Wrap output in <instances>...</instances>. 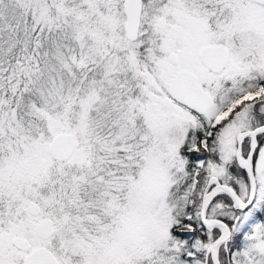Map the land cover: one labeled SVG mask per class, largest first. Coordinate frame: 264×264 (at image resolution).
I'll list each match as a JSON object with an SVG mask.
<instances>
[{"label":"rangeland","instance_id":"rangeland-1","mask_svg":"<svg viewBox=\"0 0 264 264\" xmlns=\"http://www.w3.org/2000/svg\"><path fill=\"white\" fill-rule=\"evenodd\" d=\"M39 7L40 1L35 0H0V26L11 30L15 11ZM45 16L32 27L48 37V46L41 49L43 41L38 42L35 52L40 64L32 67L36 70L24 71L29 78L35 76L32 83L41 98L37 114L42 127L31 123L20 134L4 121L6 115H0V264H22L26 253L12 247L15 238L26 240L32 250L55 247L57 264H182L179 245L169 233L173 213L186 199L179 186L186 166L180 149L202 122L211 124L217 150L208 164L201 198L210 193L212 187L206 188L210 178L224 186L234 183L238 197L242 201L248 197V180L235 162V142L240 132L264 124V7L252 0H142L138 36L129 43L124 35L123 0H82L77 4L50 0ZM161 18L166 26L158 30L156 23ZM142 26L148 50L138 42ZM4 41L2 46H7L8 39ZM218 44L229 49L230 58L226 68L212 76L200 64L198 53ZM100 54V70L94 69L89 80L80 83L79 70L86 62L92 64L93 56L97 62ZM170 54L177 57L176 66L169 64ZM22 68L20 64L17 69ZM179 71L197 78L199 87L211 97L213 109L195 116L176 104L169 110L160 106L170 80ZM252 86L256 87L248 89ZM96 91L102 95L97 94L96 106L88 103V110L94 107L92 114L96 115L100 109L102 122L117 126L127 144L105 147L86 142L85 129L77 125L70 109L76 105L75 115L81 114L82 106L88 104L79 107L80 100L94 99ZM230 122L236 123V131L221 139V131ZM61 133L72 136L73 147L67 160L57 162L48 155L47 147ZM260 137L263 146L254 164L253 203L241 214L229 215L231 221L247 223L256 212L261 213L264 133ZM252 146L256 148V141L247 139L241 147L242 164ZM52 170L63 179L72 178L70 185L84 191L70 193L74 196L70 206L77 215L75 227L74 221L72 227L65 226L67 218L57 200L42 198L41 183ZM29 203L39 208L35 218L26 211ZM214 209L228 216L222 202ZM45 220L52 222L54 234L42 241L34 228ZM217 229L214 241L221 232ZM68 232L73 236L71 249L60 240ZM229 240L215 250L220 264H264V221L255 228L246 252L230 254ZM207 250L204 264H212Z\"/></svg>","mask_w":264,"mask_h":264},{"label":"trees","instance_id":"trees-1","mask_svg":"<svg viewBox=\"0 0 264 264\" xmlns=\"http://www.w3.org/2000/svg\"><path fill=\"white\" fill-rule=\"evenodd\" d=\"M35 1H40L39 9H35L38 10V12H35V10L27 11L18 9L17 12H14V20L12 21L14 26L11 30L5 31L0 26V115H6L4 117V121H6L9 126H15V129L20 134L26 127L29 130L31 123L34 126L37 125V128L42 127L39 114H37V112L39 113L37 107L41 105V98H38V89L32 83V79L35 76L33 74L29 78L24 71H26L27 68L30 70H36L32 69V67L34 66L35 68L38 64H40L38 62V51L35 52L36 47H38V42H41V40L43 41V44L40 46L41 49L48 46V37L43 38V36L37 34V28L32 27V23L38 22V19H40L41 22L44 21L43 18L46 17L45 13L47 12L50 0ZM81 1L82 0H70V2H74L76 4ZM118 10L120 12L118 14L122 16L120 6L118 7ZM43 11L45 12L42 15ZM143 29L144 28L142 26L139 32L138 42L141 43L140 47L143 50H148L149 47L145 41ZM119 33L120 36L123 37L121 30ZM5 38L8 39L7 46H2L5 42ZM127 43L129 42L127 41ZM92 53L94 54V52ZM93 57H91L92 64L86 62L85 66L79 70V74H81L82 77V81L80 83L87 82L91 75L89 73L94 69H98V71L100 70L102 64L101 54L100 59L97 62L92 60ZM95 60H97V58ZM85 61H89V59L87 58ZM20 64L23 66L22 70L17 69L20 67ZM256 86H252L248 89H252ZM97 94H100V96L102 95L101 92L96 91L94 92V99L89 98L83 101L82 97L80 100V102H82L79 104V107L83 105V102L86 103V101L87 104L94 103V106H96L95 102L98 101ZM226 105L227 104L220 107L217 110V113L222 111ZM72 108V110L70 109V113L74 118V121L77 122L78 126L80 125L83 129H85L84 135L86 142L94 141L96 143H103L105 147H114L117 144H127L121 138V133L118 131L117 126H114L112 122L111 124L102 122L100 119V109L98 114L94 115L92 114L94 112L92 110L94 107H91V109L88 110V104L86 107L82 106L81 114L75 115V110L77 108L76 105L72 106ZM13 111H15V115L20 117L21 122H19L16 118H12L15 117L12 116ZM210 126L211 124H207V122L205 124L203 122L199 124L196 130L188 134L184 142L185 144L180 149V153L185 158L186 166L185 177L179 186L186 194V199H184L185 203L182 204V207H178V209L173 213L172 227L170 228L169 233L170 237L179 245L180 252L178 258L182 264H204L205 250H207L208 246L217 236V228L206 231L202 228L199 219V206L200 200L202 199L200 190H202L205 186L206 179L208 178V164L213 161V157L217 150L216 134L213 131V133H211L213 128H210ZM22 132L26 133L25 131ZM212 135L215 136V139H213ZM0 172L3 171L0 170ZM2 175L3 174L0 173V178ZM75 176H77L76 173ZM73 178L75 179V177ZM70 181L72 182L73 179H63V176H60L52 170L49 175L44 178L40 189L42 190V198L50 196L53 201L57 200L58 203H60L62 212L67 218L65 226L68 225L67 227H72V222L74 221L73 227H75L77 215L74 214L73 209H71L70 206L74 197L70 193L76 191L77 194H82L84 191L81 190L78 185H70ZM75 182L77 183L78 181L75 179ZM227 186H229L237 195L239 194L238 188L234 183H230ZM33 188L30 190L31 193ZM195 189L198 190L197 193ZM33 196L34 195H32V197ZM1 202L2 200L0 199V203ZM217 202H222L226 205L227 217L226 215L219 214L214 211V206ZM260 211L261 213L259 211L256 212V214L253 215L252 220L247 223H243L241 220L234 223V220H230L229 215H237L241 213L237 212V210L233 207L231 199L226 194L221 193L208 207L206 217L209 219L220 220L227 224L231 233L230 240L227 244L228 252L230 254L233 252L242 253L249 249L251 244L249 241L251 235L257 225L263 223L264 221V204L261 205ZM8 220L13 221V219L9 217ZM67 229L71 230L70 228ZM179 229H182L183 231H179ZM63 235L64 236L60 240H63L65 247L71 249L73 243V236L71 232L66 234L63 233ZM47 249L55 260L59 262L56 248L49 245Z\"/></svg>","mask_w":264,"mask_h":264},{"label":"water","instance_id":"water-1","mask_svg":"<svg viewBox=\"0 0 264 264\" xmlns=\"http://www.w3.org/2000/svg\"><path fill=\"white\" fill-rule=\"evenodd\" d=\"M252 2L255 5L264 7V0H252ZM141 13L142 0H123V14L125 17L124 35L129 42H133L137 39ZM165 26L166 22L162 18L156 23V28L158 30H163ZM198 59L201 65L210 73L219 74L227 65L229 52L222 45L205 47L199 52ZM168 62L172 66H176L178 59L174 54H170ZM167 91V97L160 101V106L163 109L169 110L174 104H177L195 116H202L213 108L211 97L198 86L197 78L188 71L177 72L170 80ZM234 129L235 124L225 127L220 133V138L228 139L231 131ZM262 132H264V125L253 131L239 134L236 137L235 162L239 170L245 173L249 184V192L246 201H242L230 187L221 185L215 178L207 180L206 188H212L209 195H204L202 199L199 215L200 224L206 231H210L213 228H219L221 230L219 237L209 245L207 250L206 257H210L212 264H220L215 250L220 245L226 244L231 234L228 226L223 222L206 218V211L218 193L226 194L231 199L233 207L237 209L238 212H244L251 207L255 194V183L252 172V154L255 148L253 146L251 147L246 163L242 164L240 162L241 147L244 137H250L252 141H256V136ZM72 147V136L66 133H61L50 140L47 152L53 160L64 162L70 156ZM26 211L28 215L33 218L39 215V208L34 203H29L26 207ZM236 222L237 219L234 220V223ZM34 233L35 236L42 241L51 239L54 234L52 222L45 220L38 223L34 228ZM12 247L18 252L27 254L22 261V264H57L56 260L47 250L43 248L32 250L29 243L22 238H15L12 242Z\"/></svg>","mask_w":264,"mask_h":264},{"label":"flooded vegetation","instance_id":"flooded-vegetation-1","mask_svg":"<svg viewBox=\"0 0 264 264\" xmlns=\"http://www.w3.org/2000/svg\"><path fill=\"white\" fill-rule=\"evenodd\" d=\"M258 6V5H257ZM259 7H262V6H259ZM218 45H221V44H218ZM212 45H208V46H205V47H211ZM214 46H217V45H214ZM223 46V45H222ZM205 47H203V48H205ZM202 48V49H203ZM228 50V52H229V58H230V51H229V49H227ZM201 51V50H200ZM199 51V52H200ZM199 54V53H198ZM199 60V59H198ZM200 62V61H199ZM228 62H229V59H228ZM228 62H227V64H228ZM201 64V63H200ZM227 66V65H226ZM204 68V67H203ZM226 68V67H225ZM224 68V69H225ZM205 69V68H204ZM223 69V70H224ZM209 74H211L212 76H217V75H219V74H212V73H210L207 69H205ZM245 116V115H244ZM231 123H233V122H230L228 125H230ZM235 123V122H234ZM227 125V126H228ZM235 125H236V123H235ZM264 124H261V125H258V126H256L254 129H251L250 131H252V130H255V129H257V128H259V127H261V126H263ZM226 126V127H227ZM236 129H237V125H236V127H235V129L231 132V135H230V137L232 136V133L234 132V131H236ZM245 132H249V130H244V131H242V132H240V133H245ZM239 133V134H240ZM264 132H262V133H260V134H258L257 136H256V144H257V146H256V148H255V150H254V152H253V154H252V159H253V164H252V172H253V170H254V164H255V162H256V160H257V158H258V156H259V153H260V148L263 146V142H262V138L260 137V135L261 134H263ZM247 139H249V140H251V138L250 137H245L244 138V140H243V143H242V146H243V144L245 143V141L247 140ZM235 145H236V142H235ZM249 153H250V149H249V151H248V154H247V158H248V156H249ZM241 156H242V148H241ZM247 158H246V160H247ZM241 171V170H240ZM242 173H243V175L246 177V175H245V173L243 172V171H241ZM246 179H247V177H246Z\"/></svg>","mask_w":264,"mask_h":264}]
</instances>
